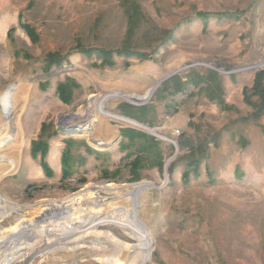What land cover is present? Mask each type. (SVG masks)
<instances>
[{"label": "rangeland", "instance_id": "374dc122", "mask_svg": "<svg viewBox=\"0 0 264 264\" xmlns=\"http://www.w3.org/2000/svg\"><path fill=\"white\" fill-rule=\"evenodd\" d=\"M257 74L264 86V0H0V176L10 161L16 171L2 176L0 195L31 205L19 221L91 185L104 211L130 210L137 183H154L137 208L153 239L149 260L143 247L118 248L101 234L34 264H109L105 255L119 264H264ZM151 87L145 103L106 101L116 116L97 115L95 131L60 122L93 94ZM173 129L179 151L165 169L174 147L155 136L174 140ZM99 231L136 241L114 223Z\"/></svg>", "mask_w": 264, "mask_h": 264}, {"label": "bare ground", "instance_id": "6f19581e", "mask_svg": "<svg viewBox=\"0 0 264 264\" xmlns=\"http://www.w3.org/2000/svg\"><path fill=\"white\" fill-rule=\"evenodd\" d=\"M154 90L155 88L151 87L143 94H138L120 92L118 89L104 95L93 94L88 106H82L74 113L62 115L60 122H68V124L77 122L78 128L85 130L93 129L95 131L96 125L93 122L97 121V115L116 116L107 110L105 106L106 101L113 98H122L132 102L140 101L141 103H145L150 99ZM11 93V91H8L3 97V103L5 102L3 107L9 115L11 113L9 111ZM90 107L93 110L88 113ZM10 163L12 166H9L6 170L4 169L5 171L2 172L0 179L2 176H11L16 172H12L15 169L14 162L10 161ZM52 165L55 166L56 164L53 163ZM41 173L40 171L37 175ZM165 183L167 181H164ZM153 185L154 183L151 181L137 183L135 188L130 191V198L134 202L133 208L130 210L122 206H113L110 211H104L105 208L102 204L105 202L100 199L97 190L100 186L91 185L90 187H85L82 192L59 201L43 200V203L40 205L41 213L36 219L35 217H32V219L22 218L20 221V218H17V215H15L19 207L17 203L10 201L8 197L5 199L1 197L0 220H2L1 218L3 220L2 225H0V264H34V261L38 257L41 258V262H47L51 256L54 257L59 252H70L79 248H88V237L101 234L103 236L105 234L109 241L118 248L133 250L143 247L147 251L145 260H149L153 239L150 228L141 221L137 208L141 205L138 197L145 192V189ZM105 186L111 187L112 184L109 183ZM116 194L114 193V195ZM6 223H11L12 225L6 226ZM112 223L129 228L131 238L136 241L131 243L116 238L108 231H99L100 227H105ZM34 232L36 233V239H39L38 242L34 240ZM98 242L101 243L102 241L98 240ZM89 247L97 249V246ZM98 259L101 262L109 264H119L121 262L120 257L117 255H105Z\"/></svg>", "mask_w": 264, "mask_h": 264}, {"label": "built area", "instance_id": "2783aa9c", "mask_svg": "<svg viewBox=\"0 0 264 264\" xmlns=\"http://www.w3.org/2000/svg\"><path fill=\"white\" fill-rule=\"evenodd\" d=\"M5 103V102H4ZM145 126H146V124H145ZM148 126V125H147ZM141 128H144V129H146V127H143V126H140ZM180 133H181V131L179 130V129H173V132H172V134H173V138L172 139H174V140H171V138L170 139H168V140H164V139H162L161 137H158V136H155L157 139H159V140H162V141H168V142H170L172 145H173V151L171 152V153H168V154H165V157H164V166H165V169H166V164H167V160L169 159V158H171L172 156H174V158H175V160H176V158H177V154H178V151H179V149H178V146H177V139H178V137L180 136ZM176 154V155H175ZM173 163V162H172ZM164 175V174H163ZM165 176V175H164ZM76 192V191H75ZM78 192V191H77ZM72 193H74V192H72ZM2 194L3 195H6V196H8L7 194H4L3 192H2ZM2 194L0 195V197L2 196ZM69 194H71V193H69ZM69 194H64V195H62V196H58V197H65V196H67V195H69ZM11 198V197H10ZM51 198H54V197H51ZM12 199V198H11ZM13 200V199H12ZM14 201V200H13ZM100 202H102L101 200H99ZM18 203V202H17ZM19 204V203H18ZM27 205V206H26ZM26 205H21V204H19V211L17 210L16 211V213H17V215L18 216H22V217H26V212L28 211V215H29V217L30 216H32L31 214H30V211H31V209H32V207H31V205H28V203L26 204ZM27 208V209H26ZM22 210H24V212L26 213H23L22 212ZM27 218V217H26ZM1 224V223H0ZM34 234V240H35V242H38L39 241V239H36V237H35V235H36V233L34 232L33 233ZM60 253V252H59ZM58 253V254H59ZM40 260H41V258L40 257H38ZM37 260V259H36ZM35 260V261H36ZM35 261H34V263H35Z\"/></svg>", "mask_w": 264, "mask_h": 264}, {"label": "trees", "instance_id": "16d2710c", "mask_svg": "<svg viewBox=\"0 0 264 264\" xmlns=\"http://www.w3.org/2000/svg\"><path fill=\"white\" fill-rule=\"evenodd\" d=\"M201 18H205V15H200ZM111 61H108V64H110ZM111 65V64H110ZM66 86V90H68V85H65L64 83H60L58 88L59 90H62V92H59L60 94V97H61V100L65 102L66 97H64V90L63 88H65ZM254 88L258 90V92L261 94L263 100H264V86L262 84V80H261V75L260 74H257L256 77H255V80H254Z\"/></svg>", "mask_w": 264, "mask_h": 264}, {"label": "crops", "instance_id": "0c3cea01", "mask_svg": "<svg viewBox=\"0 0 264 264\" xmlns=\"http://www.w3.org/2000/svg\"><path fill=\"white\" fill-rule=\"evenodd\" d=\"M106 140H109V139H106Z\"/></svg>", "mask_w": 264, "mask_h": 264}]
</instances>
